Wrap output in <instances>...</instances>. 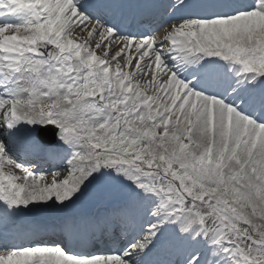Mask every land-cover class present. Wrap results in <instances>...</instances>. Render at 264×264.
Returning a JSON list of instances; mask_svg holds the SVG:
<instances>
[{"label":"snow or ice","instance_id":"6c2138e0","mask_svg":"<svg viewBox=\"0 0 264 264\" xmlns=\"http://www.w3.org/2000/svg\"><path fill=\"white\" fill-rule=\"evenodd\" d=\"M0 264H264V0H0Z\"/></svg>","mask_w":264,"mask_h":264},{"label":"bare ground","instance_id":"6f19581e","mask_svg":"<svg viewBox=\"0 0 264 264\" xmlns=\"http://www.w3.org/2000/svg\"><path fill=\"white\" fill-rule=\"evenodd\" d=\"M35 163L38 164L42 168H50L52 162L39 159V158H34ZM74 212L76 214H91L92 216L95 215H102L105 212V206L102 203H92V204H87L81 208L75 209ZM38 219H41L45 222H53L54 221V216L51 213H45L41 216L38 217Z\"/></svg>","mask_w":264,"mask_h":264}]
</instances>
